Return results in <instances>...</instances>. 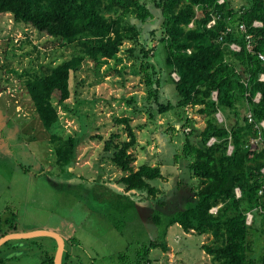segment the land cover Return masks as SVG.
<instances>
[{
	"label": "trees",
	"instance_id": "trees-1",
	"mask_svg": "<svg viewBox=\"0 0 264 264\" xmlns=\"http://www.w3.org/2000/svg\"><path fill=\"white\" fill-rule=\"evenodd\" d=\"M242 1L238 5L233 0L222 4L220 0H0V15H12L17 24L48 35L59 48L70 51L61 60L55 58L46 71L31 68L18 74L48 132L59 123L58 108L67 110L72 98L79 101L75 82L84 64L91 62L99 70L116 59L127 42L133 44L127 50L129 59L136 66L143 65L150 102L148 109H139L131 99L129 105L136 106L133 112L155 120L179 109L180 122L184 119L180 124L191 129L181 155L174 157L184 162L196 190L187 209L169 217L166 228L179 226L187 234L211 237L201 247L210 264H264V149L252 145L255 139L264 142V82L260 80L264 61L259 57L264 55V0ZM153 9L160 10L163 18L160 43L166 55L164 68L177 92L175 104L161 101L164 80L153 77L158 73L150 60L158 47L142 44L141 30L132 22L134 18L146 23L154 18ZM214 19L216 24L209 28ZM257 21L263 26L254 27ZM243 25L247 33L241 31ZM246 36L251 37L252 52L247 49ZM234 43L241 47L240 52L230 48ZM215 92L217 100L213 99ZM258 94L261 98L256 102ZM188 108L204 119L203 130L189 117ZM218 114L225 120L220 121ZM132 121L131 117L117 119L126 139L113 134L106 143L112 162L124 173L113 193L140 194V198L145 194L156 201L162 193L156 184L165 178L162 165L135 169L137 158L130 151L138 138ZM213 138L216 142L209 146ZM81 142L62 134L51 137L62 168L75 167ZM230 145L232 155H228ZM214 208L218 211L213 213ZM248 214L253 216L251 224ZM153 218L160 223V215ZM158 248L171 253L167 242H152L137 253L134 264H152L151 250ZM72 257L65 249L62 264H71ZM50 264H55V258Z\"/></svg>",
	"mask_w": 264,
	"mask_h": 264
},
{
	"label": "rangeland",
	"instance_id": "rangeland-1",
	"mask_svg": "<svg viewBox=\"0 0 264 264\" xmlns=\"http://www.w3.org/2000/svg\"><path fill=\"white\" fill-rule=\"evenodd\" d=\"M153 10L154 18L146 23L134 18L132 22L141 30L142 44L158 47L150 60L158 73L153 77L164 80L161 101L175 104L177 92L164 68L166 55L160 43L163 18L160 10ZM54 42L30 26L17 24L12 15H0V239L4 234H55L73 254L71 264H134L145 245L167 242L172 253L151 250L152 264H210L201 247L211 237L187 235L179 226L166 228L169 217L187 209L196 190L184 162L174 157L181 155L185 135L191 132L180 124L182 111L155 120L133 112L136 106L129 105L131 99L139 109H148L150 102L143 84L147 74L142 64L136 66L129 59L127 50L133 44L127 42L122 53L101 69L91 62L84 64L75 82L79 101L68 100L67 110L59 107L58 125L46 131L18 74L31 68L46 71L55 58L70 53ZM151 104L153 108L152 100ZM187 113H192L197 128L206 127L195 111ZM122 117H131L136 130L138 144L130 151L137 158L135 169L162 165L165 178L156 184L162 191L159 200L113 193L124 173L112 162L106 143L113 134L126 139L123 126L116 123ZM57 134L82 140L74 168H62L57 162L50 144ZM157 214L160 223L154 221ZM248 222L252 223L250 218ZM58 245L47 235L13 239L0 248V264H50Z\"/></svg>",
	"mask_w": 264,
	"mask_h": 264
},
{
	"label": "built area",
	"instance_id": "built-area-1",
	"mask_svg": "<svg viewBox=\"0 0 264 264\" xmlns=\"http://www.w3.org/2000/svg\"><path fill=\"white\" fill-rule=\"evenodd\" d=\"M220 3H221V4L224 3V0H220ZM215 24H216V20L214 19V20H212V21L209 23L208 27L211 28V27H213ZM192 25H193V24H191V26H192ZM262 26H263V24H262L261 22H258V21H257V22L254 23V27H262ZM229 31H230V29H229ZM241 31H243L244 33H247V29H246V27H245L244 25L241 26ZM246 40H247V49H248L249 52H252L253 50H252V40H251V37H250V36H246ZM230 48H231L233 51H236V52H240V51H241V47L238 46V45L235 44V43L232 44ZM259 57H260V59H261L262 61H264V55L260 54ZM173 78H174L176 81H179V80H180L179 76H178L176 73L173 74ZM260 80L264 82V75L261 76ZM217 97H218V93L215 92V93L213 94V99H214V100H217ZM260 98H261V94H258L257 97H256V99H255V101H256V102H259V101H260ZM189 110H192V109L188 108V111H189ZM191 115H192V113H191ZM191 115H189V117H192ZM217 116H218V117H221L222 114H218ZM192 118H193V117H192ZM249 119H250V122L253 121L251 115H249ZM220 121H222V120H220ZM262 126H263V128H264V122L262 123ZM188 130L191 131L190 129H188ZM215 142H216V140L213 138V139H211V140L209 141L208 145L211 146V145H213ZM252 145L254 146V148H257V150H263V149H264V142H263L261 139H255V140H253V141H252ZM228 154H229V155H232V154H233V147H232L231 145L229 146V152H228ZM263 173H264V169H263ZM236 192H237V196H238V198L241 197L240 190L237 189ZM214 211L217 212V211H218V208H215V209L212 210V212H214ZM248 217H249L250 220L252 221L253 216H252L251 214H248ZM249 218H248V221H249Z\"/></svg>",
	"mask_w": 264,
	"mask_h": 264
},
{
	"label": "water",
	"instance_id": "water-1",
	"mask_svg": "<svg viewBox=\"0 0 264 264\" xmlns=\"http://www.w3.org/2000/svg\"><path fill=\"white\" fill-rule=\"evenodd\" d=\"M41 235H47V236H51V237H54L58 240L59 242V245H58V252H57V256H56V259H55V264H62V260H63V255H64V252H65V241L55 235V234H51V233H45V232H36V233H31V234H16V235H6L4 237H2L0 239V248L5 245L7 242H9L10 240H13V239H25V238H33V237H36V236H41Z\"/></svg>",
	"mask_w": 264,
	"mask_h": 264
},
{
	"label": "crops",
	"instance_id": "crops-1",
	"mask_svg": "<svg viewBox=\"0 0 264 264\" xmlns=\"http://www.w3.org/2000/svg\"><path fill=\"white\" fill-rule=\"evenodd\" d=\"M187 235H190V236H191L192 234H187ZM65 244H66V243H65ZM65 247H66V246H65ZM170 248H171V247H170ZM173 250H174V249L171 248V253H172ZM203 253H204V252H203ZM169 254H170V253H169ZM209 258H210V257H209Z\"/></svg>",
	"mask_w": 264,
	"mask_h": 264
},
{
	"label": "clouds",
	"instance_id": "clouds-1",
	"mask_svg": "<svg viewBox=\"0 0 264 264\" xmlns=\"http://www.w3.org/2000/svg\"><path fill=\"white\" fill-rule=\"evenodd\" d=\"M215 209V208H214Z\"/></svg>",
	"mask_w": 264,
	"mask_h": 264
}]
</instances>
